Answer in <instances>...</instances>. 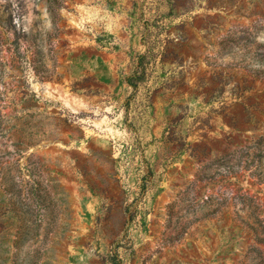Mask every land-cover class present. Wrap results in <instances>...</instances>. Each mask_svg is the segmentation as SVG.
Masks as SVG:
<instances>
[{
  "label": "rangeland",
  "instance_id": "1",
  "mask_svg": "<svg viewBox=\"0 0 264 264\" xmlns=\"http://www.w3.org/2000/svg\"><path fill=\"white\" fill-rule=\"evenodd\" d=\"M260 223L264 0H0V264H264Z\"/></svg>",
  "mask_w": 264,
  "mask_h": 264
},
{
  "label": "trees",
  "instance_id": "2",
  "mask_svg": "<svg viewBox=\"0 0 264 264\" xmlns=\"http://www.w3.org/2000/svg\"><path fill=\"white\" fill-rule=\"evenodd\" d=\"M130 78H132V77H130ZM130 78L128 79L129 82H130ZM258 220H259V219H258ZM260 225H261L262 229H264V225H263V223H260ZM263 239H264V238H263Z\"/></svg>",
  "mask_w": 264,
  "mask_h": 264
}]
</instances>
